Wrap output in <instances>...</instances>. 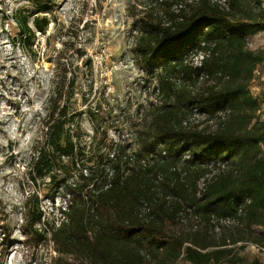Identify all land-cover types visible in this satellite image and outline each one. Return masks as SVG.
Masks as SVG:
<instances>
[{"label":"trees","instance_id":"1","mask_svg":"<svg viewBox=\"0 0 264 264\" xmlns=\"http://www.w3.org/2000/svg\"><path fill=\"white\" fill-rule=\"evenodd\" d=\"M225 2L136 0L129 7L138 26L137 62L144 71L160 69L154 88L160 106L148 108V124L138 134L144 160L111 145L106 164L99 156L83 174V156L63 136L66 108L50 104L45 142L68 159L34 150L31 172L51 182L64 176L60 184L79 173L48 226L55 253L49 264H261L241 257L243 246L235 245L264 250V238L253 230L264 227V123L248 90L264 55L245 41L264 31L263 13L259 3ZM28 20L17 21L21 44L34 37ZM32 26L43 32L47 21L34 17ZM206 52L195 66L191 58ZM38 206L34 194L26 198L25 252L35 247L37 253L43 240L35 226ZM226 219L242 232L216 241L214 229Z\"/></svg>","mask_w":264,"mask_h":264},{"label":"rangeland","instance_id":"2","mask_svg":"<svg viewBox=\"0 0 264 264\" xmlns=\"http://www.w3.org/2000/svg\"><path fill=\"white\" fill-rule=\"evenodd\" d=\"M135 1L0 0V264H34L36 258L39 264H49L55 257L48 226L59 218L65 186L76 182L79 172L71 173L65 184L59 183L64 176L51 182L34 179L31 172L34 150L42 148L50 159L63 163L68 159L45 142L43 124L50 104L57 110L66 108L63 136L74 154L83 156V174L99 156L106 164L111 145L145 159L138 134L144 121L148 124V108L160 106L154 90L160 69L144 71L137 62L133 48L138 26L128 13ZM248 2L261 8L262 0ZM25 16L34 37L21 44L17 21ZM34 17L46 19L43 32L34 30ZM254 33L245 38L247 48L264 55V31ZM197 59L191 58L194 65ZM248 90L260 102L257 116L264 123V58ZM33 194L42 213L35 224L43 238L37 253L35 247L27 252L22 247L24 203ZM30 206L35 209L33 201ZM235 226L233 220L217 225L215 240L242 232ZM253 230L264 238V227ZM240 246L241 257L264 264V250L249 243L235 245Z\"/></svg>","mask_w":264,"mask_h":264},{"label":"built area","instance_id":"3","mask_svg":"<svg viewBox=\"0 0 264 264\" xmlns=\"http://www.w3.org/2000/svg\"><path fill=\"white\" fill-rule=\"evenodd\" d=\"M213 2H217L218 4H220V5H225V0H212ZM262 8H263V10H264V0H262ZM208 55H209V52H206V53H199V55L197 56V57H195L196 59H197V64L195 65V66H200L199 65V63L201 62V60L204 58V57H208ZM194 117H198L197 115H195ZM185 158H188L187 156H185ZM201 187H202V185L200 184L199 185V188L201 189ZM189 211H187V213H188ZM239 212H240V210H239ZM185 220L184 219H182V222H184ZM222 223H226V224H229L230 223V220L229 219H226V220H221L220 222H219V224H222ZM215 229H217V227L215 228ZM256 247V246H255ZM257 248V247H256Z\"/></svg>","mask_w":264,"mask_h":264},{"label":"crops","instance_id":"4","mask_svg":"<svg viewBox=\"0 0 264 264\" xmlns=\"http://www.w3.org/2000/svg\"><path fill=\"white\" fill-rule=\"evenodd\" d=\"M261 8H262V3H261ZM255 34V33H254Z\"/></svg>","mask_w":264,"mask_h":264}]
</instances>
